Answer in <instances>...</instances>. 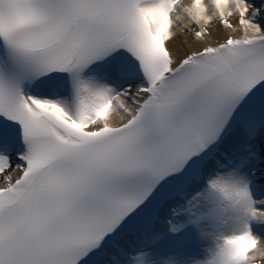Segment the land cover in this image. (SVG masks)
<instances>
[{"label":"snow or ice","instance_id":"1","mask_svg":"<svg viewBox=\"0 0 264 264\" xmlns=\"http://www.w3.org/2000/svg\"><path fill=\"white\" fill-rule=\"evenodd\" d=\"M0 264H264V0H0Z\"/></svg>","mask_w":264,"mask_h":264},{"label":"bare ground","instance_id":"2","mask_svg":"<svg viewBox=\"0 0 264 264\" xmlns=\"http://www.w3.org/2000/svg\"><path fill=\"white\" fill-rule=\"evenodd\" d=\"M185 2H187V0H185ZM235 22V21H234ZM219 26L217 25H213V31H215Z\"/></svg>","mask_w":264,"mask_h":264}]
</instances>
